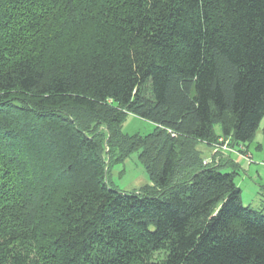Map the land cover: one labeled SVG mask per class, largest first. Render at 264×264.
Masks as SVG:
<instances>
[{
    "label": "trees",
    "instance_id": "1",
    "mask_svg": "<svg viewBox=\"0 0 264 264\" xmlns=\"http://www.w3.org/2000/svg\"><path fill=\"white\" fill-rule=\"evenodd\" d=\"M263 118L264 0H0V264H264L201 149ZM134 153L151 184L121 191Z\"/></svg>",
    "mask_w": 264,
    "mask_h": 264
},
{
    "label": "rangeland",
    "instance_id": "2",
    "mask_svg": "<svg viewBox=\"0 0 264 264\" xmlns=\"http://www.w3.org/2000/svg\"><path fill=\"white\" fill-rule=\"evenodd\" d=\"M154 129L153 123L134 115H129L123 125V132L129 135L138 133L148 135ZM216 132L220 133L219 126L216 127ZM247 147L253 156V163L250 164L248 171L237 169L240 174L236 178V182L244 188L243 202L264 213V118L255 139L249 142ZM233 170L236 169L227 166L221 167L222 172H232ZM109 181L121 191L128 192L151 184L149 174L145 166L141 164L138 153L132 154L124 162L113 164L109 172Z\"/></svg>",
    "mask_w": 264,
    "mask_h": 264
},
{
    "label": "built area",
    "instance_id": "3",
    "mask_svg": "<svg viewBox=\"0 0 264 264\" xmlns=\"http://www.w3.org/2000/svg\"><path fill=\"white\" fill-rule=\"evenodd\" d=\"M213 149V155L207 159H204V164H215L218 165L220 163V154L222 153H237L241 155L247 165L253 163L252 154L247 150V148L243 145H235L232 144L231 138L220 137L218 141L211 145Z\"/></svg>",
    "mask_w": 264,
    "mask_h": 264
},
{
    "label": "crops",
    "instance_id": "4",
    "mask_svg": "<svg viewBox=\"0 0 264 264\" xmlns=\"http://www.w3.org/2000/svg\"><path fill=\"white\" fill-rule=\"evenodd\" d=\"M201 149H202V152L204 155V159L209 158L213 155V149L211 146H209L207 144H202ZM247 150H249V149L247 148ZM220 156H221L220 157V163L225 160L224 163H226V165H228L229 167H230V164H235L237 169L241 168L244 171H248L250 169V167H249L250 165H247L245 163L243 157L237 153H230V152L224 153L223 152L222 155L220 154ZM240 185L241 184H238V186L240 188H242V193H243L244 188H243V186L241 187Z\"/></svg>",
    "mask_w": 264,
    "mask_h": 264
}]
</instances>
